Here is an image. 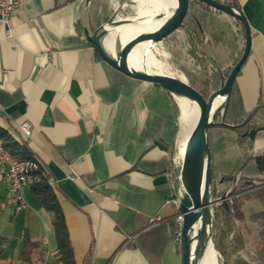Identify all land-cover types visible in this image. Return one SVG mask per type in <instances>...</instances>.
<instances>
[{
    "label": "crops",
    "instance_id": "obj_1",
    "mask_svg": "<svg viewBox=\"0 0 264 264\" xmlns=\"http://www.w3.org/2000/svg\"><path fill=\"white\" fill-rule=\"evenodd\" d=\"M125 1L138 9L123 16L138 15L136 0L87 5L85 0H20L9 21L12 36L0 30V126L17 138L18 124L30 125L25 139L59 200L76 264H182L169 171H175L172 156L180 132L176 108L160 87L96 55L82 30L93 31L123 10ZM224 1L235 2L250 28L249 53L231 92L233 108L246 115L255 109L248 121L256 128L250 151L258 156L264 152V0ZM201 19L207 36L218 37L227 53L236 55L242 33L232 18L208 9ZM165 43L173 47L165 39L154 53L172 59ZM103 46L112 53V34ZM189 67L185 80L195 87ZM208 135L211 161L212 156L230 160L243 150L230 130L214 128ZM24 196L27 207L16 211L0 181V264H64L51 212L30 184ZM246 204L258 205L254 211L262 208L257 198ZM158 214L163 220L148 227V219ZM24 235L36 243L30 260L21 257ZM256 244L255 236L244 241L249 256L241 249L230 255V264H264V250Z\"/></svg>",
    "mask_w": 264,
    "mask_h": 264
},
{
    "label": "water",
    "instance_id": "obj_2",
    "mask_svg": "<svg viewBox=\"0 0 264 264\" xmlns=\"http://www.w3.org/2000/svg\"><path fill=\"white\" fill-rule=\"evenodd\" d=\"M199 1L239 21L243 26L245 35L240 57L233 65L227 78L220 82L219 87L212 91L207 99L202 96L196 87L178 76L147 70L146 68H135L129 62V55L136 45L146 43L147 48L153 50L171 33L182 26L190 8V0H176L175 7L167 16L163 12H157L151 16V19L163 18L157 27L140 30L132 28L127 31L130 33V37L124 40L121 30L123 26L137 25L143 20L141 15L116 18L118 13V10H116L104 23L99 24L91 32L86 26H82L85 39L94 46L99 56L109 65L132 78L148 81L156 87L163 88L174 98H186L198 107V115L191 126L186 145L182 151V164L177 179L178 197L176 206L182 214L180 229L182 264H201L209 243L213 245V206L219 200L212 197V167L207 128L215 123V118L220 111H223L222 116L224 115L233 81L248 56L251 39L248 22L238 6L219 0ZM89 2L90 0H85V5ZM107 34H112L114 39L112 53L108 52L103 46V38ZM119 40L122 42L120 45ZM145 55L144 52L143 56ZM218 97L222 100L215 105V99ZM254 111L255 109L250 111L243 118L241 124H245ZM255 134L256 128H250L242 136L254 140ZM157 144L163 147L160 142H157ZM225 197L226 194L223 193L220 198L221 201Z\"/></svg>",
    "mask_w": 264,
    "mask_h": 264
},
{
    "label": "trees",
    "instance_id": "obj_3",
    "mask_svg": "<svg viewBox=\"0 0 264 264\" xmlns=\"http://www.w3.org/2000/svg\"><path fill=\"white\" fill-rule=\"evenodd\" d=\"M219 1L226 2L224 0ZM226 3L235 5L233 1ZM208 9L214 10L202 1L190 0V8L182 26L166 38V40L171 41L173 47H176L178 52H182V56L188 60L189 68L193 70V73L196 75L195 87L206 99L212 91L219 87L220 82L227 78L233 65L242 53L245 40L242 24L232 19L242 33V41L237 54L234 56L229 55L227 53L228 48L224 45L222 40L218 37L210 38L206 34L201 17ZM215 12L218 11L215 10ZM88 43L91 44L90 42ZM95 52L96 55L99 56L96 49ZM163 91L169 95L178 115V107L173 99L174 97L166 90L163 89ZM222 113L223 111H220L217 114L215 123L207 128V132H210V130L214 128L218 131L220 129L230 130L236 136L235 144L243 149L241 153L230 160L227 172L222 174L227 178L226 184H230L240 171L257 173L251 177H248L247 174H242L239 184L233 188V193H238V195L232 197L231 201H226V204L220 203L214 205L212 242L214 248H216L223 257L222 263L224 264L229 259V253H231V251H239L244 247L241 227L238 226L236 222H245V214L242 206L246 200L251 198H257L262 205V208L258 211L251 210L248 214V219L254 224H258L257 222H259V226L257 227V241L260 244L259 250H264V152L261 155L253 156L250 151L253 141L249 140L246 136H241L242 133L254 126L249 124V121L245 124H241L246 112L242 109L232 107V92L230 93L223 116ZM208 140L210 141L209 135ZM0 141L12 154L17 155L21 159L34 162L37 165L34 174L37 175L38 178L30 183V186L36 193L39 204L52 214V224L54 226L59 260L64 264H76L64 220L63 210L48 177L43 174L36 157L31 153L27 140L20 132H17L16 138L6 128L0 126ZM232 143L231 141V145ZM173 149L172 143L167 146L170 156L173 153ZM169 171L171 173L170 178L173 182V189L176 193L178 187L177 172L172 171L171 168H169ZM258 174L260 175L259 177L257 176ZM247 180L250 182L249 185L246 183ZM213 191H215V188L212 189V193ZM217 195L218 194L214 192V196L216 197ZM177 211L178 210H176V212ZM247 231H249V229H247ZM230 234H232L231 237ZM228 239L229 241H234L233 246L228 243ZM22 246L21 257L25 260H30L31 249L36 246V243L32 242L27 235H24Z\"/></svg>",
    "mask_w": 264,
    "mask_h": 264
},
{
    "label": "built area",
    "instance_id": "obj_4",
    "mask_svg": "<svg viewBox=\"0 0 264 264\" xmlns=\"http://www.w3.org/2000/svg\"><path fill=\"white\" fill-rule=\"evenodd\" d=\"M20 0H0V30L6 37L12 36V31L9 26V21L14 12L19 8ZM18 130L23 137L28 138L31 135V127L27 121H21L18 124ZM177 141L175 153L172 156V163L175 171L177 172V179L179 170L182 164V151ZM37 165L21 159L17 155L8 151L0 141V181L5 182L7 193L10 196L14 209L21 210L27 207L28 203L24 196L25 186L32 183L38 177L34 174ZM178 187L176 193L174 192L172 200L177 203ZM163 220V216L158 214L148 219V227L158 225ZM174 222V240L180 243V229L182 224V214L177 211L173 216Z\"/></svg>",
    "mask_w": 264,
    "mask_h": 264
},
{
    "label": "bare ground",
    "instance_id": "obj_5",
    "mask_svg": "<svg viewBox=\"0 0 264 264\" xmlns=\"http://www.w3.org/2000/svg\"><path fill=\"white\" fill-rule=\"evenodd\" d=\"M139 4V13L143 20L139 22L135 26L126 25L123 26L122 30V38L128 39L130 37V33L127 32L130 29H150L157 27L163 20L161 19H151V16L157 12H163L166 16L170 13V11L175 7L176 0H136ZM144 52L146 53L143 56ZM145 58V59H144ZM129 62L135 68H146L147 70H152L160 73H166L163 68L164 64L156 57L155 53L152 50L147 48L146 43L136 45L130 55ZM177 104L179 105L182 113L183 127L179 135V146L181 149L184 148L187 142V137L193 122L195 121L198 115V107L197 105L189 101L186 98L176 97ZM221 98L218 97L215 99L214 104L217 105L221 102ZM201 264H219L216 257V250L211 243H209L208 248L203 257V261Z\"/></svg>",
    "mask_w": 264,
    "mask_h": 264
},
{
    "label": "rangeland",
    "instance_id": "obj_6",
    "mask_svg": "<svg viewBox=\"0 0 264 264\" xmlns=\"http://www.w3.org/2000/svg\"><path fill=\"white\" fill-rule=\"evenodd\" d=\"M122 9L116 16V18H119L123 15H133L134 13H136V10L138 9V6L136 3H133V4H129V2L125 1L124 3H122ZM166 45V50L167 52H169L172 56V59L168 58V56L161 52L160 55L156 54V57L161 61V63H163L165 66H164V70H166L165 72L167 74H170V75H174V76H178L182 79H187L189 81V79L186 77L185 75V72L186 74L190 72V70L187 68L188 67V62L185 60V58L182 56V52H178L175 48H173L172 46H170V44H167L165 43ZM154 52V49L152 50ZM176 62V64L174 63ZM177 99H175V102L177 104ZM177 107H178V115H177V121H178V125H179V128H180V132L182 130V127H183V120H182V113H181V109L179 107V105L177 104ZM180 132H179V135H180ZM176 150V149H175ZM220 158H217L216 156H212V162L214 164V172H215V176L218 178L219 176H221L222 174L226 173L227 170H228V167H229V163H230V160H232L230 158V160H223L222 162H220V160H218ZM245 173H248V176L251 177V175L249 174V172H244L243 171V174ZM232 188V184H226V189H231ZM243 192H247V191H243ZM253 201V200H252ZM258 205H251L249 206V204L246 206H242V209L245 213V215H248V213H250V211L254 210ZM258 224H254L252 222L249 221L248 217H245V222L243 223H239V222H236V224L238 226L241 227V235L243 236V239L244 241H246V244L251 242L253 240V237H257L258 238V229L257 227L259 226V222H257ZM247 229H249V231H247ZM232 234H230V237H231ZM229 238V237H228ZM228 243L233 246L234 245V241L230 240L229 239L227 240ZM260 244L259 242L257 241V244H256V248H259ZM214 247V246H213ZM247 249L250 248L249 245H246ZM244 248V247H243ZM247 249H242L244 250L243 254L246 255V256H249L247 251ZM216 250V257H217V261L219 264H223L222 263V256L220 254V252L215 248ZM240 251V250H239ZM236 252L238 251H234L233 252L231 251V253H229L230 255H233L235 254ZM229 255V256H230ZM232 258L229 257V264L232 263L231 261ZM224 264H227V262H225Z\"/></svg>",
    "mask_w": 264,
    "mask_h": 264
},
{
    "label": "flooded vegetation",
    "instance_id": "obj_7",
    "mask_svg": "<svg viewBox=\"0 0 264 264\" xmlns=\"http://www.w3.org/2000/svg\"><path fill=\"white\" fill-rule=\"evenodd\" d=\"M211 167H212V169H211V172H212L211 186H212V189L215 188V191H213V193H212V197H213V199L219 200L216 204H220V203L226 204V201H231L232 197H234L235 195H238V193L237 194L233 193V188L239 184L240 177L243 173H242V171L238 172V174L234 177L233 181H231V183H230V185L232 184V188L227 190V189H225L226 188V180H227L226 176L221 175L217 178L214 174L215 168H214V164L212 161H211ZM248 177H250V176H248ZM246 183L249 185L250 184L249 180H247ZM214 192H216L218 194L216 197L214 196ZM223 193L226 194V197L224 198V200L221 201L220 198H221V195ZM213 211H214V206H213Z\"/></svg>",
    "mask_w": 264,
    "mask_h": 264
}]
</instances>
